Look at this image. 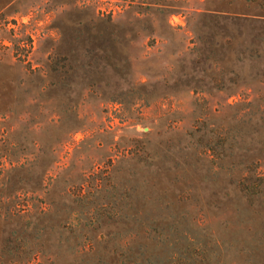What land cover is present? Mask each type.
<instances>
[{"label": "rangeland", "instance_id": "374dc122", "mask_svg": "<svg viewBox=\"0 0 264 264\" xmlns=\"http://www.w3.org/2000/svg\"><path fill=\"white\" fill-rule=\"evenodd\" d=\"M0 264H264V0H0Z\"/></svg>", "mask_w": 264, "mask_h": 264}, {"label": "built area", "instance_id": "2783aa9c", "mask_svg": "<svg viewBox=\"0 0 264 264\" xmlns=\"http://www.w3.org/2000/svg\"><path fill=\"white\" fill-rule=\"evenodd\" d=\"M108 14H113L112 12L108 13Z\"/></svg>", "mask_w": 264, "mask_h": 264}]
</instances>
